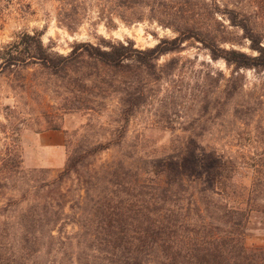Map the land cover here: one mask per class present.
<instances>
[{"label":"rangeland","instance_id":"obj_1","mask_svg":"<svg viewBox=\"0 0 264 264\" xmlns=\"http://www.w3.org/2000/svg\"><path fill=\"white\" fill-rule=\"evenodd\" d=\"M130 1L0 0V64L2 53L27 34L39 36L52 54L65 57L80 43L104 49L108 42L132 43L146 51L189 27L200 29L221 49L256 55L246 33L219 13L226 8L237 11L264 39V0H155L157 10L153 0ZM38 62L23 54L16 67L0 70V177L21 162V174L7 180L0 195V263L17 252L16 224L32 204L51 202L64 209L62 236L76 237L85 191L76 174L62 182L59 176L70 158L99 145L105 149L88 160L84 174L119 158L128 166L155 171L161 157L183 149L189 137L199 139L202 153L216 151L223 157L221 183L234 185L230 195L247 192L264 204V70L236 72L235 65L215 60L195 38L151 62L156 65L152 69L130 60L113 71L84 56L55 74ZM232 76L241 78L243 89L224 108ZM249 104H255L256 113L239 119L235 110ZM54 131L66 138L65 165L35 166L29 150L35 136ZM253 184L261 185L254 189ZM245 242L249 249L264 248L262 207L249 213ZM73 243L76 251V239ZM51 248L39 255L41 261L76 263L72 255L56 253L65 246Z\"/></svg>","mask_w":264,"mask_h":264},{"label":"trees","instance_id":"obj_2","mask_svg":"<svg viewBox=\"0 0 264 264\" xmlns=\"http://www.w3.org/2000/svg\"><path fill=\"white\" fill-rule=\"evenodd\" d=\"M149 1L130 2L149 4ZM156 3L153 0V10H157ZM219 13L246 33L250 49L256 55L221 49L213 39L193 27L146 51L134 48L132 43L108 42L105 49L80 43L65 57L52 54L39 36L27 34L2 53L0 70L16 67L23 54L39 60L44 69L55 74L70 60L84 56L113 71L124 69L130 60L152 69L156 65L151 62L177 51L191 38L204 43L215 60L222 58L235 65L236 72L264 70V39L250 30L237 11L226 8ZM242 89L241 78L232 76L224 90V108ZM255 108V104H249L236 109L234 114L242 120L253 116ZM198 140L189 137L183 149L161 157L155 171L128 166L119 158L100 170L84 174L81 169L92 156L105 149L103 145L70 158L59 181L76 174L84 188L80 232L75 238L62 236L64 209L51 202L32 204L20 213L16 224L20 233L19 247L14 251L17 252L12 253L8 263L0 264H49L47 260L41 261L39 255L44 249H50L48 253H51L56 243L65 246L56 253L62 252L65 258L72 255L75 264H264V248L249 249L245 242L249 213L261 207L264 212V204L250 198L247 192L230 195L234 185L224 187L221 183L223 157L216 151L202 153ZM6 172L0 177V195L6 181L21 174V162ZM260 185L253 184V188ZM54 231H58V237ZM75 239L76 251L73 250Z\"/></svg>","mask_w":264,"mask_h":264},{"label":"crops","instance_id":"obj_3","mask_svg":"<svg viewBox=\"0 0 264 264\" xmlns=\"http://www.w3.org/2000/svg\"><path fill=\"white\" fill-rule=\"evenodd\" d=\"M66 149V138L60 131L36 135L29 148L33 155V164L43 168H59L65 165Z\"/></svg>","mask_w":264,"mask_h":264}]
</instances>
